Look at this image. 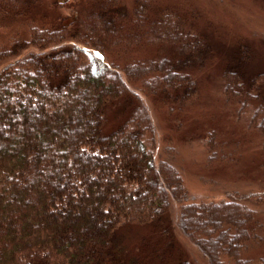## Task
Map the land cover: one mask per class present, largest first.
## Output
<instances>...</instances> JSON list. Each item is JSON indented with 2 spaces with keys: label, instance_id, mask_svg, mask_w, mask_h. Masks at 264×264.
<instances>
[{
  "label": "trees",
  "instance_id": "1",
  "mask_svg": "<svg viewBox=\"0 0 264 264\" xmlns=\"http://www.w3.org/2000/svg\"><path fill=\"white\" fill-rule=\"evenodd\" d=\"M37 1L0 0V19L26 32L0 44V264H264L249 255L264 244V187L196 202L152 119L155 106L178 127L196 97L212 47L194 9L92 0L46 28L24 15ZM149 40L173 55L108 58ZM250 57L239 43L222 95L252 110L264 139V72H248ZM204 139L206 163L235 162L214 129Z\"/></svg>",
  "mask_w": 264,
  "mask_h": 264
},
{
  "label": "rangeland",
  "instance_id": "2",
  "mask_svg": "<svg viewBox=\"0 0 264 264\" xmlns=\"http://www.w3.org/2000/svg\"><path fill=\"white\" fill-rule=\"evenodd\" d=\"M38 1L24 15L34 24L48 28L59 16L69 19L77 8L87 6L92 0ZM122 1L131 8L133 0ZM165 6L176 7L174 9L182 14L194 9L198 17L192 29L207 37L212 53L196 74V97L178 127L166 121V113L152 107L151 115L160 147L168 143L175 148L176 165L183 186L196 202H218L225 199L226 192L243 194L262 189L264 139L256 130L248 128L251 109L247 108L239 114V105L225 102L221 72L235 54L239 43L250 49L248 72H264V0H155V8ZM15 21L13 25L8 19H0V44H6L14 33L25 35L20 20ZM127 49L126 52L121 51L119 56L117 52L116 55H110L114 57L108 58L123 64L142 58L170 57L174 53L170 47L159 46L155 40ZM262 91L264 94V86ZM211 129L215 130L220 152L233 153V157H236L234 163L218 160L212 164L206 163L204 137ZM138 229L134 227L122 233L121 239L126 246L133 247L139 240L144 230ZM178 237L187 250L193 251L180 233ZM249 253L257 258L264 253V244Z\"/></svg>",
  "mask_w": 264,
  "mask_h": 264
}]
</instances>
